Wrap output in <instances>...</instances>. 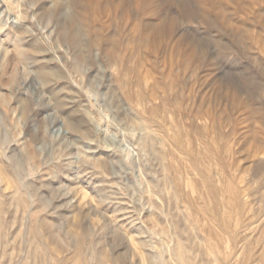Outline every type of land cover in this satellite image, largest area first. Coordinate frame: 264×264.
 I'll list each match as a JSON object with an SVG mask.
<instances>
[{
    "label": "rangeland",
    "instance_id": "obj_1",
    "mask_svg": "<svg viewBox=\"0 0 264 264\" xmlns=\"http://www.w3.org/2000/svg\"><path fill=\"white\" fill-rule=\"evenodd\" d=\"M142 258L264 264V0H0V264Z\"/></svg>",
    "mask_w": 264,
    "mask_h": 264
},
{
    "label": "bare ground",
    "instance_id": "obj_2",
    "mask_svg": "<svg viewBox=\"0 0 264 264\" xmlns=\"http://www.w3.org/2000/svg\"><path fill=\"white\" fill-rule=\"evenodd\" d=\"M89 1V0H88ZM84 2V1H83ZM211 3V2H210ZM208 4V5H211V4ZM216 3V2H215ZM206 5V4H205ZM166 26L162 25V27L158 25V27L154 28L153 32H152V36L154 38V36H158L160 33L162 32H165L166 31ZM168 28V27H167ZM145 95V94H144ZM237 95V94H236ZM163 96V95H162ZM233 96V95H232ZM238 96V95H237ZM236 96V97H237ZM234 99V98H233ZM143 114V113H142ZM200 115V114H199ZM154 117V116H153ZM156 117V116H155ZM199 118V117H198ZM157 121V120H156ZM178 121V120H177ZM201 121V120H200ZM183 122V121H182ZM232 126V125H231ZM147 127V126H146ZM185 128V127H184ZM190 130V129H189ZM185 131V130H184ZM194 131V130H193ZM204 132V131H203ZM208 134V133H207ZM237 135V134H236ZM205 136V135H204ZM257 140V139H256ZM203 142V141H202ZM257 142L260 143V141L257 140ZM212 144V143H211ZM261 144V143H260ZM162 145V144H161ZM253 145H256V144H253ZM160 149V148H159ZM164 149V148H163ZM256 149V148H255ZM258 149V148H257ZM256 149V150H257ZM255 150V151H256ZM262 150V149H261ZM163 152V151H162ZM209 152V151H208ZM257 152V151H256ZM164 153V152H163ZM259 152L255 153L253 156L251 155V157L254 159L256 158L258 155ZM228 154V153H227ZM261 154V153H260ZM165 156V155H164ZM228 156V155H227ZM159 157V156H158ZM252 159V160H253ZM223 164V163H222ZM196 165V164H195ZM220 167V166H219ZM228 167V166H227ZM259 167V166H258ZM258 167H256V172L259 170ZM162 168V167H161ZM260 168V167H259ZM167 169V168H166ZM170 172L172 170V173L175 174L173 176V174H171L170 178H169V182H171L173 184V189H174V192L177 193L178 191H180V186H179V182H178V178L176 177L177 175V169L176 167L175 168H171L169 169ZM164 173V172H163ZM169 174V173H168ZM167 174V175H168ZM209 175V174H208ZM169 177V176H168ZM164 180V179H162ZM161 180V182H162ZM261 180V179H260ZM206 183H208L209 187H210V192H211V195L215 196V194L217 193V195H221L223 198L222 200L220 199H216V206L218 208V213H215V214H211L209 210H207V208L205 207L204 204H200L196 201L197 197L199 196V193L197 191V186L198 184L195 182H192L190 184L189 187V191L187 192V198H189V196L191 195L192 197V202L193 204L191 205V212L193 214H198V216L202 217L204 220L205 218L210 221H212L213 223H215V226L218 228L217 230H212V227H211V232L209 234V236L213 237L214 238V242L215 244H217V242L219 240H222V233L227 230V227H226V224L229 222L230 218H231V214H232V208H238L240 207L241 205V199H240V191L237 190L233 184L231 182H225V184L219 188V189H214L212 186H211V182H210V179H206L205 180ZM12 182V181H11ZM208 187V186H207ZM184 196V195H183ZM159 198V197H158ZM215 198V197H214ZM186 199V198H184ZM187 200V199H186ZM185 202V201H184ZM171 203V202H170ZM187 203H190V201H188ZM214 203V202H213ZM215 206V205H214ZM166 208V207H165ZM216 208V207H215ZM160 209V208H159ZM158 209V210H159ZM242 209V208H241ZM187 210H188V207H187ZM238 211V210H237ZM172 212V211H171ZM218 214V215H217ZM238 214V213H237ZM171 216V215H170ZM197 216V215H196ZM221 216V217H220ZM224 216H229L228 217V220H225L223 219ZM165 218V217H164ZM231 225V224H230ZM183 226V225H182ZM214 226V227H215ZM188 227V226H187ZM170 228V227H169ZM231 228V227H230ZM162 230V229H161ZM208 230V229H207ZM206 230V231H207ZM158 232V231H157ZM160 232H163V231H160ZM166 233V232H165ZM162 234V233H160ZM169 234V233H168ZM207 234V233H206ZM233 236V234H231ZM169 236V235H168ZM172 236V235H171ZM232 236H229L230 238H232ZM234 238V236H233ZM212 242V241H211ZM233 242V241H232ZM234 243V242H233ZM186 244V243H185ZM233 245V244H232ZM214 246V245H213ZM237 249V248H236ZM175 251V250H174ZM181 252V251H180ZM237 253V252H236ZM182 254V253H181ZM234 255V254H233ZM180 257V256H179ZM178 257V258H179ZM101 260V259H100ZM99 260V263L98 264H103L104 260L100 262ZM142 263L144 264V260L142 258ZM210 263V262H209Z\"/></svg>",
    "mask_w": 264,
    "mask_h": 264
}]
</instances>
